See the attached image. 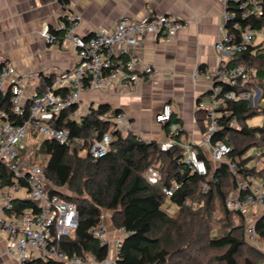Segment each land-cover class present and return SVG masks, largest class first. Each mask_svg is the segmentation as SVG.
Instances as JSON below:
<instances>
[{
    "label": "built area",
    "instance_id": "obj_1",
    "mask_svg": "<svg viewBox=\"0 0 264 264\" xmlns=\"http://www.w3.org/2000/svg\"><path fill=\"white\" fill-rule=\"evenodd\" d=\"M221 3L224 26L214 50L231 61L252 44L253 37L264 38V29L256 31L248 24L250 19L262 16L263 7L261 0H221ZM76 23L77 18L71 14L61 18L55 28L64 33L61 42L52 36L49 25L42 26L40 35L46 44H70L76 61L72 69L57 77L41 94H36L35 90L29 92V75H18L7 60L0 62V92L5 95L10 91L9 112L0 109V169L5 171L4 176L0 173V232L4 234L8 253L15 257L18 264H116L122 241L128 233L122 228L117 229L107 241V226L102 222L105 213L101 215L98 226L89 231L101 245L108 247V255L103 261L67 255L61 250L62 241L72 237L78 227L77 210L73 203L52 193V190L62 193L63 189L49 181L38 161L30 160L28 146L33 141L32 146L38 150L43 141L53 140L60 145L79 147L78 156L81 158L88 156L96 161L104 157L111 142L109 133L98 136L95 132L87 139H71L66 130L53 125L54 121L63 111L76 107L69 118L80 124L91 108L84 103L82 95L117 87L130 88L143 75L152 74V68L134 56L131 50L142 48L147 36L170 40L187 27L173 15L150 16L141 20L121 17L113 30H96L88 37H81L76 34ZM199 76L208 84L207 102L196 105L197 110L205 111L207 118L201 147L212 163L218 164L231 153L226 143L210 142L220 129L219 118L227 115L220 109L228 102L248 96L247 93L236 94L229 89H236L247 82L252 72L244 66L231 67L228 62L220 60L216 69H196L194 77ZM84 110L86 113L81 115ZM172 115L170 106L164 104L155 122L166 126L170 124ZM99 120L122 133L129 131V124L122 113L113 117L102 115ZM232 125H236L234 119ZM179 133L181 129L172 125L167 141L160 143L161 150H170ZM180 145L184 163L191 174L205 177V162L198 157L193 144L185 141ZM229 169L235 171V163H230ZM145 179L155 185L160 174L157 169L148 168ZM177 189L178 186L174 185L162 191L169 201ZM207 189V184H204L203 192ZM240 189H248L245 197L227 198L224 206L228 211L239 212L245 217L246 240L255 249L264 252V240L254 229L255 218L264 212V183L260 179L249 178L240 185Z\"/></svg>",
    "mask_w": 264,
    "mask_h": 264
},
{
    "label": "trees",
    "instance_id": "obj_2",
    "mask_svg": "<svg viewBox=\"0 0 264 264\" xmlns=\"http://www.w3.org/2000/svg\"><path fill=\"white\" fill-rule=\"evenodd\" d=\"M58 2L66 7L68 1ZM261 3L262 16L248 21L256 31L264 29V0ZM50 33L56 41H62V31L50 29ZM228 65H241L247 70L256 68L255 80L261 84L264 95V42L247 46ZM204 68L200 67V70ZM54 80V76L43 77L36 94L44 92ZM250 84L248 80L229 90L236 94L249 93ZM9 98L10 91L5 95L0 92L1 110L9 112ZM75 109L63 111L53 125L66 130L71 139H87L97 132L98 136L109 133L111 142L106 155L96 161L88 156L79 157V147L60 145L53 140L43 141L37 150V155L43 158L44 162L40 164L46 177L54 186L63 189L62 193L53 190L52 193L73 203L77 210L78 227L72 237L62 241L64 253L103 261L108 255V247L101 245L89 231L98 226L101 215L107 212L111 226L128 233L122 241L116 264H261L264 261V256L246 240L245 217L224 206L227 198L245 197L248 189H240V185L249 178L264 183V165L261 168L249 166L252 160L256 163L257 156H264V124L259 127L248 125L250 119L260 115V110L249 107L246 98L228 102L220 109L227 115L219 118L220 129L210 142L221 141L230 147L231 153L223 162L212 163L199 147L193 145L198 157L205 162V177L191 174L184 163L180 133L175 137L173 147L162 151L157 141L140 140L131 131L122 133L110 124L100 122L102 115L113 117L121 113L119 110L110 112L107 104L91 107L80 124L69 118ZM205 114L203 110L195 113L201 134L205 132ZM12 119L15 118L12 116ZM178 123L172 115L170 124L165 126L166 132ZM251 150H258L260 154L250 155ZM230 163H235V171L229 169ZM148 168H155L160 174L155 185L145 179ZM0 173L5 175L4 170L0 169ZM204 184L208 186L206 192L202 190ZM174 185L178 189L169 202L177 209L175 217L164 211L168 200L162 191ZM254 229L264 240V212L255 218Z\"/></svg>",
    "mask_w": 264,
    "mask_h": 264
},
{
    "label": "crops",
    "instance_id": "obj_3",
    "mask_svg": "<svg viewBox=\"0 0 264 264\" xmlns=\"http://www.w3.org/2000/svg\"><path fill=\"white\" fill-rule=\"evenodd\" d=\"M67 1L63 7L58 0H0V62L7 60L18 75H29L28 90L31 92L40 86L43 77L54 76L56 79L72 69L76 61L70 44H46L40 35L44 24L55 29L68 13L77 18L76 34L88 37L96 30H113L121 17L141 20L173 15L187 27L170 40L147 36L142 48L131 50L134 56L152 68V74L143 75L130 88L88 93L82 95V99L88 107L98 102V105H109L110 112L121 111L129 124L128 130L138 139L158 143L167 141L168 132L165 126L155 122V117L161 107L168 104L173 117L179 121L175 126L181 129L180 143L188 141L207 155L201 147L202 134L195 113L198 102H207L208 84L202 76L195 78L194 73L200 67L216 69L220 60L230 62L226 55L214 50L224 26L221 0ZM263 42L264 38L253 37V45ZM247 94L251 101L257 100L258 96ZM251 101L249 105L253 107ZM261 162L264 165V157ZM163 209L173 217L177 214L176 207L169 201ZM108 215L110 219V213ZM107 231L109 235H115L114 228L108 227ZM0 264H18L8 253L1 232Z\"/></svg>",
    "mask_w": 264,
    "mask_h": 264
},
{
    "label": "rangeland",
    "instance_id": "obj_4",
    "mask_svg": "<svg viewBox=\"0 0 264 264\" xmlns=\"http://www.w3.org/2000/svg\"><path fill=\"white\" fill-rule=\"evenodd\" d=\"M255 41H257V40H255ZM249 71L252 72V76L249 79V82H251V84H250L251 89L249 91V94H252V95H254L256 97L258 96V97H257V100L254 99L253 101H251L250 96H248L249 98L247 99V101H248V103H250V101H251V103L253 105L252 108H256V109L260 110V112H259L260 115L250 119L248 121V125L251 127H259V126H262L264 124V95L262 94V91H261V86H260L261 84L259 82H256V80H255V78L257 76L256 68L252 67V68H250ZM97 106H98V102H95L93 104V108H97ZM85 113H86V110H84L81 115H84ZM33 143H34L33 141L30 142V148H29V151L27 154L28 157H30V160L35 161V162H37V161L39 163L44 162L43 158L37 155V150H36L35 146H32ZM249 154L256 156V155L260 154V151L251 150ZM257 157H258V159H256L257 164L255 163V160H252L249 164L250 167H254V166L258 165L257 167L261 168L263 166V163L261 162V158H263L264 156L263 157L257 156ZM108 217H109L108 213H105L104 219H102V222L107 226V228L109 227L110 229H113V228H111L112 227L111 224H109V222H108V219H109ZM113 236H114V233H113V235H109V232L107 231V234H106L107 241L110 240ZM263 250H264V247H263ZM259 253H261L264 256V252L259 251ZM261 264H264V261Z\"/></svg>",
    "mask_w": 264,
    "mask_h": 264
},
{
    "label": "water",
    "instance_id": "obj_5",
    "mask_svg": "<svg viewBox=\"0 0 264 264\" xmlns=\"http://www.w3.org/2000/svg\"><path fill=\"white\" fill-rule=\"evenodd\" d=\"M249 107H251V104L249 105Z\"/></svg>",
    "mask_w": 264,
    "mask_h": 264
}]
</instances>
